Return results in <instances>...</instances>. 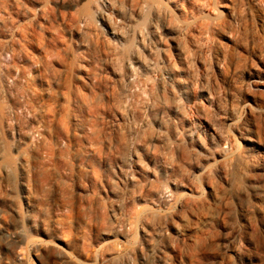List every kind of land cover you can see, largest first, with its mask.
Returning <instances> with one entry per match:
<instances>
[{"label": "rangeland", "instance_id": "rangeland-1", "mask_svg": "<svg viewBox=\"0 0 264 264\" xmlns=\"http://www.w3.org/2000/svg\"><path fill=\"white\" fill-rule=\"evenodd\" d=\"M0 264H264V0H0Z\"/></svg>", "mask_w": 264, "mask_h": 264}]
</instances>
